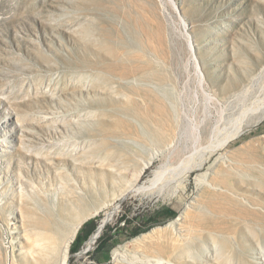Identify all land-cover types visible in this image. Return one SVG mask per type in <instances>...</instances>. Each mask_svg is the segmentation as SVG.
<instances>
[{"label": "rangeland", "instance_id": "obj_1", "mask_svg": "<svg viewBox=\"0 0 264 264\" xmlns=\"http://www.w3.org/2000/svg\"><path fill=\"white\" fill-rule=\"evenodd\" d=\"M173 1L0 0V264H264V0Z\"/></svg>", "mask_w": 264, "mask_h": 264}, {"label": "trees", "instance_id": "obj_2", "mask_svg": "<svg viewBox=\"0 0 264 264\" xmlns=\"http://www.w3.org/2000/svg\"><path fill=\"white\" fill-rule=\"evenodd\" d=\"M161 216H175V211L173 210H168V209H161L160 211L156 212L154 214V216H150L149 220L150 223L147 224L146 227H141V226H134L131 229L130 235L132 236H136L140 233L146 232L147 230H149V228H151L155 223L159 222L157 220V218L161 217ZM121 220H125V216L124 214L120 217V221ZM99 224V223H98ZM98 227V225L96 226L94 224L93 219H88L87 221H85L80 229L78 230L76 236H75V240L73 242L71 251H76L79 249V246L83 244L90 238V236L92 235V233L96 230V228ZM121 230L122 228L120 227H115L112 230L110 229V227H108L107 225L105 226V229L102 231L101 235L98 237L97 239V245L95 248V253H98L100 251H102L103 249H105L108 244H112L113 239L115 238V236L121 234ZM82 244V245H83Z\"/></svg>", "mask_w": 264, "mask_h": 264}, {"label": "bare ground", "instance_id": "obj_3", "mask_svg": "<svg viewBox=\"0 0 264 264\" xmlns=\"http://www.w3.org/2000/svg\"><path fill=\"white\" fill-rule=\"evenodd\" d=\"M172 2L173 5L174 1L170 0ZM172 5V6H173ZM174 8V6H173ZM194 53V52H193ZM193 65L195 67V69L201 74L203 75V73L201 72L200 69V65L198 63L197 60L194 59L193 61ZM202 77V76H201ZM203 80V79H202ZM201 82V80H200ZM201 84V83H200ZM204 91V90H203ZM205 92V91H204ZM207 99H213L212 96H210L209 94L206 95ZM185 158V157H184ZM182 158V159H184ZM187 158V157H186ZM187 160V159H186ZM181 161V160H180ZM185 161V160H183ZM188 161V160H187ZM189 162V161H188ZM179 163V162H178ZM177 163V164H178ZM185 163V162H184ZM176 166V165H175ZM180 166V165H179ZM182 166V165H181ZM178 168V166H176ZM175 167V168H176ZM189 168V167H188ZM186 171V170H185ZM180 172V171H179ZM162 171H158L156 178L159 177ZM178 177V176H177ZM180 180V179H179ZM73 222L69 223L66 225V231L64 233H61L58 237H50V236H44V231H37L36 230V238L34 239L36 241L37 244L42 245L43 241L49 242L50 245L48 247H46V249L44 250H48L49 251V257H50V261L52 264H57L58 260L62 257V264L66 263V252H67V243L68 241H70L73 236L76 234V232L79 229L80 226V220L81 218H71ZM75 222V223H74ZM32 225H35L34 227H36L35 223H32ZM40 228V226H38V229ZM71 233V234H70ZM98 233V230H96V232H93V241L96 240V235ZM31 239V238H30ZM32 240V239H31ZM35 243V242H34ZM96 246V245H95ZM94 246V247H95ZM48 253V252H47Z\"/></svg>", "mask_w": 264, "mask_h": 264}]
</instances>
